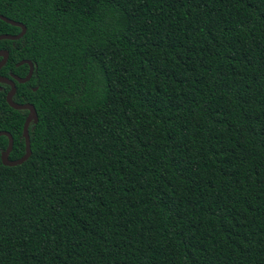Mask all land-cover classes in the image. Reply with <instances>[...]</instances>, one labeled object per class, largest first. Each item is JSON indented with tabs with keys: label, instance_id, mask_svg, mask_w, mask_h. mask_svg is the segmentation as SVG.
Here are the masks:
<instances>
[{
	"label": "trees",
	"instance_id": "trees-1",
	"mask_svg": "<svg viewBox=\"0 0 264 264\" xmlns=\"http://www.w3.org/2000/svg\"><path fill=\"white\" fill-rule=\"evenodd\" d=\"M0 15L26 28L0 41V76L33 64L13 102L37 117L29 159L0 161V264H264V0H0ZM0 85L18 160L27 111Z\"/></svg>",
	"mask_w": 264,
	"mask_h": 264
},
{
	"label": "water",
	"instance_id": "water-1",
	"mask_svg": "<svg viewBox=\"0 0 264 264\" xmlns=\"http://www.w3.org/2000/svg\"><path fill=\"white\" fill-rule=\"evenodd\" d=\"M0 20L4 21L5 23H7L11 26L20 28V30H21L20 33L15 35V36L6 35V34L0 35V41H2V40H11V41L19 40L25 34L26 28L21 23L9 20V19H7L1 15H0ZM0 58H1V60H0V69H1L7 61L8 52L0 51ZM24 64L29 66L28 74L24 78H19L15 75H11V78L8 79V78L0 76V83L7 84L10 86V91L6 97L7 105L14 110H20V111L22 110V111L28 112L27 117H26L24 124H23V133H22V136L24 138V143H25V153L21 158H19L18 160H10L9 159V155H10V152H11L12 146H13V140H12L11 135L8 132H5V131L0 132V137L5 136L8 139V144H7L6 150L3 151L0 155V161H1L2 165L6 166V167H15V166L21 165L22 163L27 161V159H29V157L31 156V148H30V141H29V135H28V128H29V125L32 121H34V122L37 121L35 109L31 104H17V103H14L12 100V97L14 96L15 91H16L15 83L23 84V83L28 82L32 76V73H33V64L30 61H27V60L21 61L16 66L19 67V66L24 65Z\"/></svg>",
	"mask_w": 264,
	"mask_h": 264
},
{
	"label": "flooded vegetation",
	"instance_id": "flooded-vegetation-1",
	"mask_svg": "<svg viewBox=\"0 0 264 264\" xmlns=\"http://www.w3.org/2000/svg\"><path fill=\"white\" fill-rule=\"evenodd\" d=\"M18 64V63H17ZM16 64V65H17ZM15 65V66H16ZM17 67V66H16ZM29 67V66H28ZM28 71H29V69H28ZM28 74V73H27ZM26 74V75H27ZM11 75H14L13 73H11V72H9L8 73V77H5V78H8V79H10L11 78ZM16 76V75H15ZM2 77H4V76H2ZM18 77V76H17ZM24 78V77H23ZM0 84H3V83H0ZM3 85H7V84H3ZM9 88H8V90L6 91L5 90V94H4V100H5V102H6V97H7V94L9 93V91H10V86L9 85H7ZM16 86V85H15ZM3 90V88L1 87V85H0V91H2ZM15 93H16V91H15ZM15 95V94H14ZM12 100H13V97H12ZM15 103V102H14ZM7 104V103H6ZM22 111V110H21ZM27 114H28V112H27ZM26 117H27V115H26ZM26 119V118H25Z\"/></svg>",
	"mask_w": 264,
	"mask_h": 264
}]
</instances>
